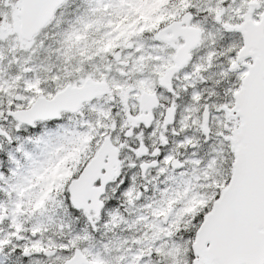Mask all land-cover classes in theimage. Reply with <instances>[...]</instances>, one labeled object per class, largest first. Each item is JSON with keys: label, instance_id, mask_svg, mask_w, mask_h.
I'll list each match as a JSON object with an SVG mask.
<instances>
[{"label": "rangeland", "instance_id": "obj_1", "mask_svg": "<svg viewBox=\"0 0 264 264\" xmlns=\"http://www.w3.org/2000/svg\"><path fill=\"white\" fill-rule=\"evenodd\" d=\"M20 8V0H0V108L6 111L12 102L20 101L18 111L28 109L39 97L51 99L68 85L82 86L88 78L107 82L110 92L85 102L77 112L62 111L69 114L72 135L59 144L56 150L59 158L54 167L29 186L34 199L26 203L22 195L16 208L15 233L9 224L8 198L3 201L0 234L19 233L27 237L36 228L40 243L35 250H56L55 254L20 260L12 257L6 264H65L68 255L62 249L74 250L72 258L76 247L95 264H127L136 258V253L147 259L148 253L154 251L152 245L163 235L148 219L156 214L144 208L145 201L140 198L143 194L153 200L160 199V193L152 191L157 183L161 186L164 183V176L158 175L156 167L150 168L145 176L137 173L131 202L113 215L107 227L101 215L96 217L91 213L98 232L92 231L91 224L81 228L75 219L61 211L49 213L53 216L49 220L40 209L50 199L62 196L69 181L91 160L106 136L117 146L124 143L118 176L133 161L140 167L136 153L141 145L143 149L149 145L160 148L167 145L175 158L189 162V174L197 170L190 163L192 159H200L198 167L203 171L208 161L218 156L216 167L206 172L205 178L213 177V173L220 175L225 153L217 134L223 135L230 123L231 136L237 128L235 117L229 113L233 105L217 103L223 99L217 87L226 77L220 75L222 58L232 51L238 55L244 45L238 27L247 17L260 19L264 0H227V3L222 0H67L31 39L21 35ZM217 8L222 9L218 14L214 11ZM188 12L194 15L190 25L201 28L202 37L175 81L172 96L181 100L179 118L167 129L162 123L161 109H156L157 117L149 127L152 131L137 132L136 128L128 137L131 117L141 113L142 92L159 91V78L174 65L176 52L183 43L182 37L162 40L159 31ZM242 65L239 62L232 70ZM245 74H241V80ZM161 91L160 97L169 100L163 87ZM205 106L211 112L212 133L208 138L202 129ZM220 109H224L223 115L218 114ZM175 131H180V135ZM188 141L196 146L190 148ZM147 154L151 157V149ZM165 167L171 176V165ZM146 180L147 192L143 187ZM41 183L45 185L43 188ZM171 207H175V202L167 206L166 212L156 215V219L164 220ZM192 208L189 206L188 210Z\"/></svg>", "mask_w": 264, "mask_h": 264}, {"label": "snow or ice", "instance_id": "obj_2", "mask_svg": "<svg viewBox=\"0 0 264 264\" xmlns=\"http://www.w3.org/2000/svg\"><path fill=\"white\" fill-rule=\"evenodd\" d=\"M222 2L227 3V0ZM221 10L217 8L214 11L218 14ZM244 59L246 63L233 71L237 52H229L222 58L220 75L226 74V77L217 87L223 97L217 103L233 105L231 110L237 127L242 121L245 126L241 129L235 150L233 141L227 139L231 136V123L223 135L217 134L225 153L220 175L213 173V177L205 178V173L216 167L218 156L210 159L203 171L198 167L200 159H192L190 163L197 166V170L189 174V162L177 161L167 145L162 148L149 145L143 154L136 153L137 159L141 160L140 167L133 161L114 180H108L101 195L100 209L105 227L124 204L131 202L136 191L137 173L143 170L144 162L150 158H155L154 167L158 175L164 176V183L162 186L157 183L152 188L154 193H160L158 200L141 194L144 208L159 215L175 202L166 219L157 220L156 215L148 217L163 233L152 245L154 251L148 253L147 259L136 253V258L128 260L127 264H264V53L257 55L253 52ZM249 71L252 79L243 99L238 101L233 93L243 83L241 74ZM199 98L197 95L196 99ZM19 103L12 102L6 111L0 108V211L4 209L3 201L8 198L9 224L13 233L18 221L16 208L22 195L26 203L34 199L29 186L54 167L59 158L56 151L59 144L72 135L69 114L24 115L18 111ZM223 113L224 109H220L218 114ZM141 130L152 131L145 127L138 128L137 132ZM213 143L217 140L213 139ZM149 149L151 157L147 154ZM193 156H196L195 152ZM166 165L172 167L171 176ZM83 170L81 168L73 179H78ZM71 183L69 181L62 196L50 199L40 212L49 220L53 219L49 213L64 212L81 228L91 224L92 231L98 232L90 212L74 202ZM102 184L104 180L96 181L98 188ZM44 186L40 184L41 188ZM143 187L145 192L149 190L147 180ZM201 200L205 202L199 203ZM189 206H193L190 211ZM13 233L0 234V264H6L12 257L20 260L54 255L35 250L40 243V233L36 228L27 237ZM21 240L24 241L22 244ZM62 251L68 255L67 264H72L74 250L65 248ZM93 255L99 260L96 254Z\"/></svg>", "mask_w": 264, "mask_h": 264}, {"label": "water", "instance_id": "obj_3", "mask_svg": "<svg viewBox=\"0 0 264 264\" xmlns=\"http://www.w3.org/2000/svg\"><path fill=\"white\" fill-rule=\"evenodd\" d=\"M21 8L19 16L21 18V35L26 39H31L34 34L40 31L47 22L53 17L56 9L66 0H20ZM255 5V3H253ZM192 13H186L182 19L175 21L169 26L163 28L159 32V38L164 40H175L179 36L184 37V43L178 49L175 57L176 65L167 70L165 76L160 80L162 85L169 86V82L175 72L183 67L190 58V50L197 46L201 39V28L190 26L189 22L193 18ZM218 20H221L218 18ZM264 13L260 22H254L251 17H247L238 27L243 34L244 46L238 54V61L245 60L244 57L256 52L257 55L264 53ZM171 30L173 35H167V31ZM258 63V61H256ZM237 66V64H236ZM235 68V67H234ZM252 79V72L249 71L243 77V83L240 90L235 93L238 101L242 100L247 91V86ZM110 86L105 81H94L88 78L82 86L68 85L64 90L59 91L55 97L47 99L39 97L38 100L28 109L19 110L21 114L31 115L34 117H47L49 115H59L62 111L77 112L81 105L95 99L98 96L108 94ZM41 98V99H40ZM44 98V99H43ZM142 110L140 117L132 118V125L136 126L139 122H145L147 126L152 121V111L159 105L157 95L155 93L144 92L142 95ZM232 109V108H231ZM229 113L233 116L232 110ZM36 112H40L35 114ZM172 113V108L167 110L166 122L170 123L171 119L168 116ZM245 122H241L240 126L233 131V136L230 139L233 141V148L237 143V139L241 134V129L244 128ZM203 130L208 135L209 129V109L205 108L203 114ZM132 129L126 132V136H131ZM122 146V145H121ZM119 153L120 147L115 146L109 136L105 137L102 145L98 149L95 157L84 167L83 172L78 179H73L70 185L73 195V200L78 207H85L90 213L95 211L96 216L100 215L102 208L101 195L105 189L108 180H113L119 169ZM155 161L145 163L142 172L152 166ZM98 179L104 180L99 188L95 185ZM171 207L168 214H170ZM167 214V215H168ZM167 218V216H166ZM165 218V219H166ZM45 252L54 253L56 250H47ZM68 261V260H67ZM67 261L65 264H67ZM72 264H94L82 251L75 248L74 256L71 258Z\"/></svg>", "mask_w": 264, "mask_h": 264}, {"label": "flooded vegetation", "instance_id": "obj_4", "mask_svg": "<svg viewBox=\"0 0 264 264\" xmlns=\"http://www.w3.org/2000/svg\"><path fill=\"white\" fill-rule=\"evenodd\" d=\"M192 57V56H191ZM175 58V57H174ZM190 60H191V58H190ZM190 60L188 61V63L190 62ZM187 63V64H188ZM245 62H242V64H244ZM186 64V65H187ZM186 65L184 66V67H186ZM184 67L183 68H181V70L180 71H177V72H175L174 74H173V76H172V78H171V80H170V82H169V86H166V85H162L161 83H159V86H161V87H157V90H159V91H153V92H155V93H158V96L160 97V95L161 94H163V92L161 91V89H162V87L165 89V91L167 92V94L169 95V100H166V99H163L162 97H160V102H159V106H158V108H156V109H161V117H162V123H163V126L165 127V128H169V127H173L175 124H176V122H177V120H178V118H179V114H180V102L179 101H181L180 99H176L175 97H173L172 95H173V93L175 92V89H176V85H175V81H176V79H177V76L183 71V69H184ZM163 78V77H162ZM160 79H161V77L159 78V81H160ZM169 108H172V113L168 116V119L170 120L171 119V121H172V123L171 124H169V123H167L166 122V119H167V110L169 109ZM156 111V110H155ZM155 111L152 113V122H154L155 121V119H156V117H157V115H155L154 113H155ZM143 114V112H142V110H141V113L139 114V117L141 116ZM203 117V116H202ZM151 122V124H150V126H146L145 125V123L144 122H139L138 124H137V126L134 128V129H136V128H139V127H143V126H145V127H147V128H149V127H151V125L153 124ZM211 133H212V129L210 130V134L208 135V136H206L207 138L211 135ZM175 134H177V135H180V131H175ZM196 146V143H191L190 144V148H193V147H195ZM123 147H124V143H123ZM140 152L143 154V152H144V149H143V146L141 145V147H140ZM177 161H180L181 162V160H180V158H175ZM154 161V160H153ZM145 163H149V162H144V164ZM149 170V169H148ZM147 170V171H148ZM171 173V172H170ZM119 174V173H118ZM118 174H117V176H118ZM147 174V173H146ZM146 174H144L143 176H145ZM116 176V177H117ZM140 197V195L138 196V198ZM100 214H101V212H100Z\"/></svg>", "mask_w": 264, "mask_h": 264}, {"label": "bare ground", "instance_id": "obj_5", "mask_svg": "<svg viewBox=\"0 0 264 264\" xmlns=\"http://www.w3.org/2000/svg\"><path fill=\"white\" fill-rule=\"evenodd\" d=\"M205 87H206V86H204L203 89H205ZM201 88H202V86H201Z\"/></svg>", "mask_w": 264, "mask_h": 264}]
</instances>
